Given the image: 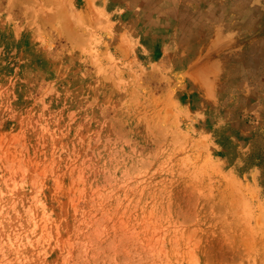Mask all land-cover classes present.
I'll list each match as a JSON object with an SVG mask.
<instances>
[{
  "label": "rangeland",
  "instance_id": "obj_1",
  "mask_svg": "<svg viewBox=\"0 0 264 264\" xmlns=\"http://www.w3.org/2000/svg\"><path fill=\"white\" fill-rule=\"evenodd\" d=\"M0 264H264V0H0Z\"/></svg>",
  "mask_w": 264,
  "mask_h": 264
}]
</instances>
